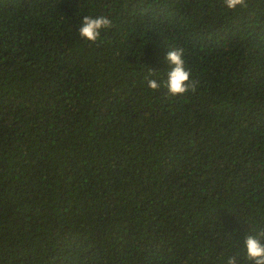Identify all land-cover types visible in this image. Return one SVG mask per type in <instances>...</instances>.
<instances>
[{"label": "trees", "instance_id": "16d2710c", "mask_svg": "<svg viewBox=\"0 0 264 264\" xmlns=\"http://www.w3.org/2000/svg\"><path fill=\"white\" fill-rule=\"evenodd\" d=\"M178 49L195 90L173 96ZM248 235L264 0H0V264H253Z\"/></svg>", "mask_w": 264, "mask_h": 264}, {"label": "clouds", "instance_id": "9594fccd", "mask_svg": "<svg viewBox=\"0 0 264 264\" xmlns=\"http://www.w3.org/2000/svg\"><path fill=\"white\" fill-rule=\"evenodd\" d=\"M228 10L235 11L237 8L246 7V0H224ZM113 27L112 21L104 16L98 17L85 16L82 24L79 27V35L86 39L91 44H95L101 36L102 31H107ZM183 49L171 50L167 54V61L174 65L171 71L167 73V89L173 96L183 95L186 92L195 90V87L190 83V72L185 70L184 61L182 59ZM148 87L153 91L159 88L155 80L148 81ZM245 247L247 257L253 264H264V244L256 237L248 235L245 238ZM228 264H236L235 258L229 259Z\"/></svg>", "mask_w": 264, "mask_h": 264}]
</instances>
